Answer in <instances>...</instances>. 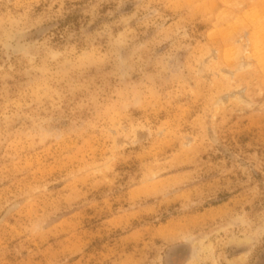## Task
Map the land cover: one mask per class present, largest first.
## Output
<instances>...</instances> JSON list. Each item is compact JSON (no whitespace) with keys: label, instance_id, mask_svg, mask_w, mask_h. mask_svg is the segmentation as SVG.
Returning a JSON list of instances; mask_svg holds the SVG:
<instances>
[{"label":"rangeland","instance_id":"374dc122","mask_svg":"<svg viewBox=\"0 0 264 264\" xmlns=\"http://www.w3.org/2000/svg\"><path fill=\"white\" fill-rule=\"evenodd\" d=\"M0 264H264V0H0Z\"/></svg>","mask_w":264,"mask_h":264},{"label":"bare ground","instance_id":"6f19581e","mask_svg":"<svg viewBox=\"0 0 264 264\" xmlns=\"http://www.w3.org/2000/svg\"><path fill=\"white\" fill-rule=\"evenodd\" d=\"M243 3H244V2H243ZM255 12H256V11H255ZM257 13H258V12H257ZM247 15H248V14H247ZM249 16H251V15H249ZM251 17H252V16H251ZM251 17H250V18H251ZM246 18H248V17H246ZM252 19H253V18H252ZM257 19H258V18L255 17V20H254V21L256 22ZM249 20H250V19H249ZM254 21L252 20L253 23H255ZM257 22H258V21H257ZM249 23H251V22L249 21ZM245 24H246V23H245ZM251 25H252V24H251ZM254 48H255V47H254Z\"/></svg>","mask_w":264,"mask_h":264}]
</instances>
